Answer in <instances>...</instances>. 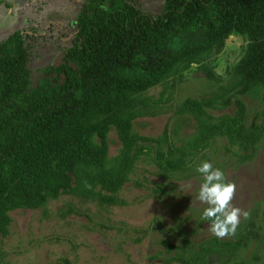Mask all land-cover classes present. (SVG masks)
I'll list each match as a JSON object with an SVG mask.
<instances>
[{
    "label": "trees",
    "instance_id": "1",
    "mask_svg": "<svg viewBox=\"0 0 264 264\" xmlns=\"http://www.w3.org/2000/svg\"><path fill=\"white\" fill-rule=\"evenodd\" d=\"M75 26L61 64L35 82L23 33L0 42V239L9 234L12 212L45 208L64 194L119 204L116 195L143 156L152 155L165 173L186 172L219 138L228 140L227 151L246 155L264 138V108L260 122L248 126L240 98L259 89L264 101V0H165L158 15L127 0H84ZM232 36L246 45L228 87L211 61ZM194 66L220 85L178 107L177 115L196 122L194 135L176 145L167 129L158 137L135 133L134 121L159 113L167 91ZM158 86L164 90L155 99L149 92ZM233 105L234 114L210 113ZM112 129L121 148L111 158ZM239 245L214 237L195 252L196 261L206 264Z\"/></svg>",
    "mask_w": 264,
    "mask_h": 264
},
{
    "label": "rangeland",
    "instance_id": "2",
    "mask_svg": "<svg viewBox=\"0 0 264 264\" xmlns=\"http://www.w3.org/2000/svg\"><path fill=\"white\" fill-rule=\"evenodd\" d=\"M143 11L158 15L165 0H127ZM84 0H4L0 5V42L16 31L26 37L33 81L48 66H58L72 43L76 22ZM245 41L230 37L211 68L231 86V68L243 55ZM220 85L194 66L171 91L155 116L134 121V132L158 137L167 129L170 144L180 145L196 132V122L176 114L188 98H208ZM164 87L149 92L155 99ZM245 102L247 125L258 124L264 108L259 89L240 97ZM235 106L210 111L219 117L234 114ZM109 156L118 155L121 141L115 129L109 135ZM227 139H217L203 151L186 172L165 173L143 156L129 175V181L116 195V205H102L73 195H62L45 208L11 213L8 236L0 239V264H200L196 254L212 238L206 205L196 200L202 182L196 168L204 161L220 168L237 186L233 205L250 213L241 216L234 236L222 241H241L234 251L207 257L206 264H264V138L249 159L245 152L227 151ZM246 155V156H247ZM191 185V188L188 187ZM106 195L110 193L105 192ZM193 201V202H192ZM174 247L167 250L164 241ZM196 252V254H195Z\"/></svg>",
    "mask_w": 264,
    "mask_h": 264
},
{
    "label": "clouds",
    "instance_id": "3",
    "mask_svg": "<svg viewBox=\"0 0 264 264\" xmlns=\"http://www.w3.org/2000/svg\"><path fill=\"white\" fill-rule=\"evenodd\" d=\"M100 7L104 11H108L107 5ZM196 171L200 174L202 182L195 199L206 205L201 218L210 222L208 231L217 238L234 236L241 216L244 219H248L250 216L249 212L232 203L236 194V184L228 181L225 173L208 161L202 162ZM188 187L191 188V185Z\"/></svg>",
    "mask_w": 264,
    "mask_h": 264
}]
</instances>
